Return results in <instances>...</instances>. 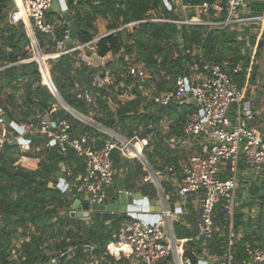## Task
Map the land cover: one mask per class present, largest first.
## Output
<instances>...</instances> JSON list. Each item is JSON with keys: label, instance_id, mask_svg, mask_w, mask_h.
I'll return each mask as SVG.
<instances>
[{"label": "trees", "instance_id": "1", "mask_svg": "<svg viewBox=\"0 0 264 264\" xmlns=\"http://www.w3.org/2000/svg\"><path fill=\"white\" fill-rule=\"evenodd\" d=\"M180 1L184 5L193 6L213 0ZM220 2L223 3L224 0ZM66 5L76 25L75 41L79 44L94 39L96 31L91 22L96 18L106 22L105 30L109 33L130 22L148 19L150 12H156L158 16L161 14L165 18L176 17L174 5L171 4L169 8L163 0H66ZM12 8V0H0V68L12 65L0 71V109L17 125L36 123V120L30 117L47 109L53 118L67 119L74 135L85 134L95 138L94 148L99 149L106 138L105 134L93 127L82 125L62 107H52L56 100L41 82L39 65L35 61H29L32 57L31 41L25 27L22 23L12 24L8 21ZM250 8L254 14H264V5L260 3H252ZM46 19L54 24L53 36L38 30H34V36L40 51L50 54L54 51L55 40L62 38L66 32V25L59 14H46ZM82 26L86 27L87 32L80 30ZM244 44L236 30H209L201 26L141 22L131 31L123 29L100 38L95 44V54L101 62H92L88 66L77 58L78 53L75 52L50 59L47 70L56 91L67 106L83 116L92 112L94 121L102 126L130 135L132 129H138L140 126H154L156 130L163 116L170 113L175 122L172 132L181 136V126L191 106L171 104L158 107L150 99L142 97L135 82L129 77L122 79L120 76L126 73L127 61L135 58L146 63L149 76L147 85H152L153 93L159 94L172 91L174 80L178 76H186L195 64L202 70L203 63L228 62L233 66L241 60L245 61L246 56L240 51ZM253 47L254 57L245 65L249 73L248 81L251 83L255 82V75L259 74V67L255 64L261 58L264 45L260 42L258 45L255 43ZM107 72L113 75V82L107 90L94 89L92 104L75 98L77 88H92L93 76L98 74L104 77ZM242 75L243 72L237 75L236 80L242 82ZM20 85L25 88L20 104L13 105L12 98L8 102L10 95L1 99L8 89ZM127 87L130 88L133 98L121 103L118 96L122 95ZM110 101L116 102L115 108L109 106ZM9 103L12 109L6 107ZM6 128L8 133L17 136L8 125ZM31 143L35 151L25 155L39 159L38 168L34 171L15 165L14 151L18 147H0V264H17L8 261L7 252L12 240L27 236L25 230L28 222L36 224L37 228L35 233L29 235V240L18 247L24 256L20 264H51L52 258H55V264H87V255L82 246L95 244V252L100 255L105 245L114 240L119 223L125 216L122 214L110 223L71 218L68 210L72 196L57 187L58 179L55 174L59 173L67 183L72 184L75 177L82 172L83 156L75 155L72 151L63 154L55 147H44L43 150L36 151L43 141ZM112 161L116 180L119 175L127 182L130 176L136 178L144 174L139 167L138 172L125 176L131 163L119 153H113ZM68 171L70 176L66 175ZM114 198L115 194L110 192L107 202L113 201ZM242 217L243 214L236 207L233 213L235 230L240 226ZM175 228L181 236L178 223ZM224 234L226 235V232ZM183 235L191 237L192 233L186 231ZM225 237L216 235L213 241L203 246H208L210 253L223 256L226 251ZM259 239L262 243L260 232ZM246 240H249V237L245 235L236 243L233 249L234 264H248V257L242 246ZM200 246L199 242L188 243L185 256L192 264H197L196 255L203 249ZM69 248L72 250L68 252ZM192 250L196 252L192 253ZM113 260L114 258L110 257L111 264Z\"/></svg>", "mask_w": 264, "mask_h": 264}, {"label": "built area", "instance_id": "2", "mask_svg": "<svg viewBox=\"0 0 264 264\" xmlns=\"http://www.w3.org/2000/svg\"><path fill=\"white\" fill-rule=\"evenodd\" d=\"M52 1L12 0L13 8L8 15V21L12 24L22 23L28 36L30 33L35 41L34 30L53 36L54 24L46 19ZM163 2L169 8L171 4L174 5L175 18H165L161 14L158 16L156 12H150L148 19L122 25L109 34L123 29L129 31L141 22L201 26L209 30H236L245 43L240 50L241 54L246 56L245 61L241 60L233 66L228 62L203 63L202 70L195 64L186 76H178L174 80L172 91L159 94H154L152 85H147V67L141 59L130 58L126 63V73L120 76L122 79L129 77L135 82L141 96L150 99L155 106H191L181 131L184 137L196 138L199 144L197 151L192 153L182 166L179 185L174 193L181 199L189 194L202 193L199 215L194 223L196 240L209 242L213 241L216 235L226 236V251L223 256L213 257L212 261H216L214 263L199 261L197 264H234L233 249L245 235L249 240L242 246L247 254L248 264H264L262 243L259 239L260 218L264 205V133L256 124L261 110L252 109L259 79L256 77L255 83L249 82V73L245 66L246 62L254 57L253 45L260 42L264 45V14H254L250 8L252 3L264 5V0H224L223 3L213 0L193 6L184 5L180 0ZM59 3L64 4L65 11L68 12L66 0ZM67 37L66 30L62 38L55 40L54 51L46 58L54 59L77 52V58L81 62L91 65L89 53L93 51L92 47L99 38L67 46ZM241 72L242 82L235 78ZM41 73L44 84L56 100L52 107H62L79 123L95 128L105 134L106 138L102 141V146L95 149V138L85 134L74 135L67 119L53 118L47 109L42 110L36 123L29 122L24 125V132L40 137L46 148L55 147L63 154L72 151L75 155L83 156L81 174L75 177L72 184L60 177L57 187L62 192L71 188L78 195L74 196L75 198H86L89 204L105 205L108 203L110 192L115 188L113 153H119L127 160L139 159L148 142L140 137L137 129H132L130 135H123L89 122L93 113L89 112L83 116L67 106L56 91L47 68L45 67V74L42 70ZM112 82L113 75L108 72L104 77L95 74L92 88H77L75 98L92 104L94 89L107 90ZM192 101H195V105H191ZM196 105L199 107L196 108ZM18 138V135L10 137V133L0 134V142H12ZM136 145L141 147L140 157L133 153ZM25 161L26 157L20 155L15 164L23 165ZM168 171L172 172V167ZM66 175L70 176V172ZM141 180L146 182L149 178L144 177ZM253 190L255 192L251 193ZM134 192L127 190L128 195ZM174 206L180 208L179 204L174 203ZM236 207H239L243 214L241 226L245 235L236 233L233 228V213ZM161 208L156 222L124 214L125 218L119 223L114 240L105 245L100 256L95 255V244L83 245L82 249L88 253L87 264H100L105 257L120 255L129 258L133 264H192L182 251L184 241L176 239L172 233L173 212L168 210L165 200ZM71 250L69 248L68 252ZM11 257L18 260L20 255L12 251ZM168 258L172 260L167 261ZM50 262L54 264L55 258Z\"/></svg>", "mask_w": 264, "mask_h": 264}, {"label": "crops", "instance_id": "3", "mask_svg": "<svg viewBox=\"0 0 264 264\" xmlns=\"http://www.w3.org/2000/svg\"><path fill=\"white\" fill-rule=\"evenodd\" d=\"M106 34H107L106 32L104 34H101L98 31L97 34L94 35V39L100 38ZM74 44L76 45L78 43L76 41H74L73 45ZM92 48H93V51L91 52V54H95V48H96L95 44ZM40 54H41V52H40ZM263 57H264V50H263V53L261 55V58L259 59V62L257 64H255V66L259 65V71L261 69L260 65L263 62L262 61ZM29 61H32V58ZM10 66H12V65L11 64L5 65V66L0 68V71L3 70L4 68L10 67ZM252 73H253V71H252ZM262 75H264V74H261V75L256 74L255 75V82H256V77H257V79H259V83H260V78ZM43 84H44V82H43ZM20 86H22V85H20ZM258 89H259V86L255 90V99H256V94H257ZM20 90L21 89H18V88L8 89L6 91V94L3 95L1 97V99H6L7 98L6 96L10 95V99H8V102H10V100L12 98L13 105H15L16 102L20 101V99H21V96L19 98V95L24 93V92L21 93ZM122 95L118 96V99L121 101V103L129 101L133 98L132 94L130 93L129 87H127L123 90ZM121 96H122V98H121ZM255 99H254L253 103H255ZM9 105H6V107L8 109H12L13 107L11 106L10 103H9ZM115 105H116L115 101L109 102L110 107L115 108L116 107ZM189 110H190V108H189ZM1 113H4L6 115V113L0 109V115H1ZM89 122L103 127L102 125L96 123L93 118L90 119ZM174 125H175L174 119H173L172 115L170 113H168L167 115L163 116V118H162L159 126H157L156 130H154L155 129L154 126L153 127H147V128L140 126L137 129L139 131V135L141 138L147 140L148 145L144 147L142 154H141V157L139 156L141 147H140V145H136V147L133 150V153L137 154L140 158L139 159H133V160L129 161L131 164L126 169L125 176H127L128 173H132V172H136V171L138 172L139 167L141 168V171L144 172V174L139 175L136 178L133 176H130V177H128L127 182H125V180L120 175H119L118 179L121 178L123 180L124 185L128 191H139L143 194V196L149 198V200H156L157 198H159L161 206H162L163 200L166 201V205L168 203L179 204L180 210L177 209V207L173 205V214L171 215V229H172V233L176 239L184 241L183 247H182L183 253L185 254V251L188 247L189 242H199V243H201L200 247L201 248L203 247V249L199 254L196 255L197 263L199 261L207 262V263H210V262L214 263L216 261H212L213 257H217V255L210 253L208 246H203V244L208 243V242L196 240V238H195L196 231L194 229V223H195V221L199 215L200 200L202 197V193L198 192L196 194H189V195L185 196V198H183V199H181L180 197H178L174 193L175 190L177 189L178 185H179L180 176H181V168L186 163L188 157L192 153L197 151L199 141L196 138L193 139V138L184 137L183 135H181V136L175 135L174 132H172ZM149 129H153V130H149ZM0 132H1V134L2 133H8L7 128H6V124L1 119V116H0ZM121 134H123V133H121ZM123 135H126V134H123ZM43 143H41V144H43ZM32 145L33 144L30 142L28 144H25L24 147L18 146V148L14 151L15 163H16V161L20 155L25 156L26 157L25 163L23 165H18V166L22 167L26 170H30V171L36 170L38 168V163H39L38 158L28 157L25 155L28 152L34 153L35 150H32ZM134 160L136 162H134ZM171 160H173V161H171ZM170 167H172V169H173L172 172L168 171V169ZM55 177L59 180L60 174L56 173ZM144 177H148L149 180L146 182H143L141 179ZM118 179L116 180L115 188L113 189V193L115 194V197H116L117 192H118V189H117ZM56 185H58V182ZM72 197H74V196H72ZM108 203H110V202H108ZM239 210H240V208H239ZM69 211H70V209L68 210V212ZM88 221H93V220H88ZM176 223L179 224L181 236L178 235V231L175 228ZM36 228H37L36 224H32V223L28 222L26 224V230H25V234L27 236L19 237L17 240L14 239L11 241L10 248H9L10 250H8V252H7L9 254V257H8L9 262L20 264L22 262V260H24V256H23L20 248H18V247L21 243L29 240V235H31L32 233H35ZM186 231L192 233L191 237L183 235ZM235 232L236 233L241 232L243 235H245L244 228L241 226V224H240V226H238V228H237V230H235ZM12 251H16L17 253H19L20 258L18 260L12 259V257H11ZM195 252H196L195 250H192V253H195ZM86 255H87V263H88V253H86ZM95 255H97L96 252H95ZM100 255H97V256H100ZM218 257H220V256H218ZM111 258H114L113 264H133L129 258H127L126 256H123V255H120L117 257H111ZM171 260H172L171 258L167 259V261H171ZM100 264H111L110 257L109 256L105 257V259L102 260Z\"/></svg>", "mask_w": 264, "mask_h": 264}, {"label": "water", "instance_id": "4", "mask_svg": "<svg viewBox=\"0 0 264 264\" xmlns=\"http://www.w3.org/2000/svg\"><path fill=\"white\" fill-rule=\"evenodd\" d=\"M60 1L62 0H53L51 7L47 10V14L54 13L60 15L66 25V30L68 33L66 45L69 46L76 40L77 28L74 21L72 20L71 15L67 11H65V5H60ZM80 30L87 32L85 26H82ZM29 36L31 39L32 47L34 49V53H39L36 41L30 33ZM89 55L93 64L101 62L96 54L89 53ZM32 61L38 62L42 72L45 74L43 59L34 58L32 59ZM259 87L264 92V75H262L260 78ZM260 94L261 92H258L257 95ZM61 104L64 105L62 101ZM191 105H195V101H192ZM198 107L199 106L196 105V108ZM0 116L3 122L10 128H12L19 136L17 140L12 142H0V147L8 149L11 147H18L20 144H28L32 141H40V137L31 135L30 133H25L24 127L22 125H17L13 121H11V119H9V117L4 113H1ZM117 189L118 192L114 200L105 205L89 204L86 198L78 199L75 197H71L69 199V203L71 205L69 216L71 218L93 220L94 222L98 223H110L111 221L118 219L122 214H131L132 217H138L139 219L148 220L149 222L158 221L160 212L162 210L159 198H157L156 200H149V198L143 196V194L139 191H135L133 194L128 195L127 189L121 178H119L117 181ZM173 205L174 203L167 204V208L171 212H173ZM260 233L262 239V251L264 254V205L260 218Z\"/></svg>", "mask_w": 264, "mask_h": 264}, {"label": "rangeland", "instance_id": "5", "mask_svg": "<svg viewBox=\"0 0 264 264\" xmlns=\"http://www.w3.org/2000/svg\"><path fill=\"white\" fill-rule=\"evenodd\" d=\"M91 24H92V26L94 27V29H95V31H96L95 34H97L98 31H99L101 34H104V33L106 32V31H105L106 22H105L104 20H102L101 18H96V19H94V20L91 22ZM129 31H131V29H130ZM30 46H31V55H32L31 58L33 59V58H35V53H34V49H33L31 43H30ZM40 52H41V57H44L43 61H44L45 67L48 69V63H49L48 61L50 60V59H47V58H46V56H47L48 54L43 53L42 51H40ZM262 61H263V62H262L261 65H260V68H261V69H260V71H259V74H260V75H261V74H264V57H263V60H262ZM37 63H38V62H37ZM38 67H39V66H38ZM258 67H259V65H258ZM39 71H40V73H41L40 67H39ZM44 81H45V80H44V77H43V75H42V73H41V82H44ZM17 88H18V89H21V90H20L21 93L25 92V88H24L23 85H22V86H19V87H17ZM23 95H24V93L19 95V98H20V96H21V99H20V101L16 102V105L21 103ZM263 107H264V103H259V104H255V103H253V104H252V109H253V110L260 111ZM38 116H39V114H38V113H35L34 115H32V116L30 117V119H34V120H36ZM22 126H24V125H22ZM1 127H2V126H1ZM258 129L264 133V125H261V126L258 125ZM10 137H14L12 133H10ZM41 141H42V140H41ZM37 147H38V148H37L36 151H40V150H43L45 146H44V144H39ZM34 148H35V147L32 145V150H34ZM66 194L71 195V196H78V195H76V193L74 192V190H72L71 188L67 190Z\"/></svg>", "mask_w": 264, "mask_h": 264}, {"label": "flooded vegetation", "instance_id": "6", "mask_svg": "<svg viewBox=\"0 0 264 264\" xmlns=\"http://www.w3.org/2000/svg\"><path fill=\"white\" fill-rule=\"evenodd\" d=\"M258 92H261V94L257 95ZM257 94H256L255 104L264 103V92L261 90L260 87L257 91ZM256 124L257 126L264 125V107L261 109V115L259 116V118L256 119Z\"/></svg>", "mask_w": 264, "mask_h": 264}, {"label": "bare ground", "instance_id": "7", "mask_svg": "<svg viewBox=\"0 0 264 264\" xmlns=\"http://www.w3.org/2000/svg\"><path fill=\"white\" fill-rule=\"evenodd\" d=\"M40 55H41L40 52L39 53L36 52L35 53V58L44 59V57H41Z\"/></svg>", "mask_w": 264, "mask_h": 264}]
</instances>
